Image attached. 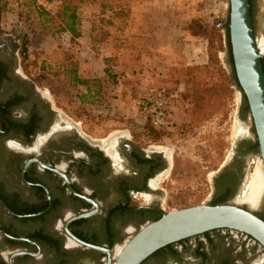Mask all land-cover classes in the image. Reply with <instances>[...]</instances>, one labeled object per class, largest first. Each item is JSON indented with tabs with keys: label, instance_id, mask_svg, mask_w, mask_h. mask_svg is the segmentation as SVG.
Instances as JSON below:
<instances>
[{
	"label": "flooded vegetation",
	"instance_id": "obj_1",
	"mask_svg": "<svg viewBox=\"0 0 264 264\" xmlns=\"http://www.w3.org/2000/svg\"><path fill=\"white\" fill-rule=\"evenodd\" d=\"M242 97L240 124L251 120L252 128L234 140L204 205L238 206L264 221V206L239 205L248 162L261 159ZM181 157L167 147H145L132 134L95 141L81 133L0 41V264H109L107 251L115 258L148 224L201 206L172 208L177 197L183 203L196 191L176 168ZM142 264H264V246L243 232L216 229L162 248Z\"/></svg>",
	"mask_w": 264,
	"mask_h": 264
},
{
	"label": "rangeland",
	"instance_id": "obj_2",
	"mask_svg": "<svg viewBox=\"0 0 264 264\" xmlns=\"http://www.w3.org/2000/svg\"><path fill=\"white\" fill-rule=\"evenodd\" d=\"M73 14L81 42L72 43L71 34L62 32ZM229 14V0H0V41L19 54L27 77L81 133L95 141L132 134L145 147H167L182 156L176 168L196 191L183 203L177 197L172 208H185L210 201L214 173L228 162L237 136H248L252 128L251 120L243 126L239 120L243 97L232 71ZM252 15L257 46L264 52V3L256 0ZM190 34L205 38V52L185 46ZM165 54L169 59L205 55L206 63L177 60L170 67ZM82 55H113L104 75L112 99L138 98L141 88L152 83L179 93L172 131L133 120L131 111L123 125L119 104L109 103L110 109L84 104L73 69ZM258 162L259 157L248 162L243 197Z\"/></svg>",
	"mask_w": 264,
	"mask_h": 264
},
{
	"label": "water",
	"instance_id": "obj_3",
	"mask_svg": "<svg viewBox=\"0 0 264 264\" xmlns=\"http://www.w3.org/2000/svg\"><path fill=\"white\" fill-rule=\"evenodd\" d=\"M229 6L232 71L235 70L247 99L264 167V66L257 46L252 3L251 0H229ZM250 209L255 208L250 206ZM216 229L243 232L264 246V221L251 211L231 205H201L172 212L148 224L117 249L115 258L107 251L109 264H142L162 248Z\"/></svg>",
	"mask_w": 264,
	"mask_h": 264
},
{
	"label": "crops",
	"instance_id": "obj_4",
	"mask_svg": "<svg viewBox=\"0 0 264 264\" xmlns=\"http://www.w3.org/2000/svg\"><path fill=\"white\" fill-rule=\"evenodd\" d=\"M82 40L83 38L81 35V37L77 41L81 42ZM203 42H205V38L200 36H193L192 34H190V39H187V43H185V46L192 48V50L205 52L206 47L204 46ZM182 47H183V42H182ZM82 56H86V57L80 59L76 67L73 66V69H76L78 71L75 74L79 76L78 77L79 81L83 80L79 84V87H82L84 89L81 95L82 102L87 106H93L97 108L102 106L105 109L111 108L109 107V103L112 105L117 104V106L119 104L120 106L118 111L121 113L120 115L125 121L123 122V125L129 123L126 120V116L128 115L129 111L132 112L131 114L133 120L143 121L144 119L141 117L137 107L138 98H134V97L130 98L123 95L118 96L116 94L115 96L119 97V99L116 100L106 95L105 91L107 90L108 83L105 81L104 75L105 73H107V69H106L107 63L109 62V59L113 57V55H103L102 56L103 58H99V59H93L92 55H82ZM164 56L165 57L163 58V61L166 60L165 64H168V66L170 67L173 66L174 65L173 62H176L177 60L182 62H187V64H190L189 62H191V64L206 63L205 55L199 56L197 54H194V55H187V57L181 55L180 59L179 57L178 58L172 57L169 59V57H166L168 56V54H165ZM164 68H165L164 70L166 71L167 65H165ZM81 76H83V78ZM94 83H97L100 86V90H101L100 93L95 92ZM117 92H119V89L117 90Z\"/></svg>",
	"mask_w": 264,
	"mask_h": 264
},
{
	"label": "built area",
	"instance_id": "obj_5",
	"mask_svg": "<svg viewBox=\"0 0 264 264\" xmlns=\"http://www.w3.org/2000/svg\"><path fill=\"white\" fill-rule=\"evenodd\" d=\"M180 96L157 84L141 88L137 107L141 117L154 129L171 132L172 116L175 113Z\"/></svg>",
	"mask_w": 264,
	"mask_h": 264
},
{
	"label": "bare ground",
	"instance_id": "obj_6",
	"mask_svg": "<svg viewBox=\"0 0 264 264\" xmlns=\"http://www.w3.org/2000/svg\"><path fill=\"white\" fill-rule=\"evenodd\" d=\"M259 1L264 3V0ZM240 202L247 203L255 209L264 206V167L261 159L258 162L256 174L248 188V191ZM118 252L116 254H118Z\"/></svg>",
	"mask_w": 264,
	"mask_h": 264
},
{
	"label": "trees",
	"instance_id": "obj_7",
	"mask_svg": "<svg viewBox=\"0 0 264 264\" xmlns=\"http://www.w3.org/2000/svg\"><path fill=\"white\" fill-rule=\"evenodd\" d=\"M251 3H252V1H251ZM69 10H70V7L66 6L64 15L67 14L66 12L69 11ZM79 26L80 25H79V21H78L77 17L74 14L69 16V18L67 19V22H66V29L63 30L62 32H68L69 34H71V36L73 38L71 40L72 43L74 42V40L77 41L81 37V34H80L81 31L79 30ZM228 43H229V46H230V54H231V60H232V64H233L234 62H233L230 35H229V21H228ZM234 80H235V83L239 86L235 70H234ZM77 82L80 84L82 81H78L77 80ZM94 86H95V92L96 93H100V91H101L100 90V86L97 83H94Z\"/></svg>",
	"mask_w": 264,
	"mask_h": 264
}]
</instances>
